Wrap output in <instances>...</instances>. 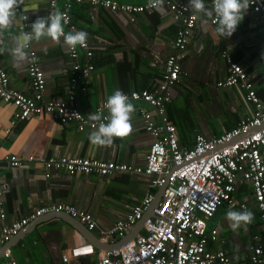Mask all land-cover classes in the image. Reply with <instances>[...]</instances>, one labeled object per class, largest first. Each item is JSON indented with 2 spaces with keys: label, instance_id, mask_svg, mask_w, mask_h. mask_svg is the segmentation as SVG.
Segmentation results:
<instances>
[{
  "label": "crops",
  "instance_id": "0c3cea01",
  "mask_svg": "<svg viewBox=\"0 0 264 264\" xmlns=\"http://www.w3.org/2000/svg\"><path fill=\"white\" fill-rule=\"evenodd\" d=\"M118 1L139 3L148 0ZM184 1L188 4V0ZM204 3L210 9L208 0ZM163 8V12L151 9L136 13L130 20L124 12L114 13L87 2L55 0V12L68 11L70 22L78 31L88 33V41L95 46L94 69L85 76L80 68L86 62L84 52L80 50L77 58L71 57L63 38L59 44L47 37L33 40L30 48L35 50L45 73L43 102L58 98L71 103L70 96L73 95V105L88 120L96 114V107L115 90L129 92L149 88L161 77L164 60L173 52V40L179 28L165 2ZM50 11V0H23L21 12L27 19L22 20L17 14L13 27L5 33V47L11 46L13 36L22 33L21 24L30 32V25L37 18L47 17ZM197 15V25L180 61L179 80L171 87L172 98L166 104V116L177 126L181 146L188 147L193 145L196 133L206 138L218 136L251 113V107L244 101V90L236 86H217V82L228 74L227 57L243 67L264 103V26L259 15L248 8L235 32L227 38L216 33L217 25L211 23L210 17L203 13ZM62 24L65 33L70 32ZM76 64L79 69H74ZM27 68L28 61L17 67L8 51L0 53V69L7 75L5 88L34 97ZM71 78L77 80L73 89ZM129 102L136 109L131 114V133L123 138H113L111 146L101 147L88 139L96 128L78 130L76 121L62 123L56 112L43 111L39 116L13 123L16 106L0 98V174L5 185L2 196L5 217L0 218V234L4 224L24 217L36 208L58 202L87 210L97 225L90 230L66 213H45L3 244L0 264L5 261L4 248H10L17 264H97L101 252L124 245V238L112 237L104 241L100 230L111 227L148 191L157 194L159 188L150 187L147 177L129 172H115L103 177L96 172L46 170L43 161L69 155L143 165L151 137L143 128L140 108L150 109V106ZM10 154L24 159L32 155L34 159H25L22 166L11 167L3 158ZM233 197L238 203L246 204L247 210L254 215L253 222L233 230L226 213L242 209L221 205L207 220V229L218 230L216 240L210 241L208 248L222 249L232 264H240L248 258L253 235L263 234V225L248 183L239 186ZM131 229L127 231L129 235L137 228ZM79 244H92L94 253L64 261L62 255Z\"/></svg>",
  "mask_w": 264,
  "mask_h": 264
},
{
  "label": "built area",
  "instance_id": "2783aa9c",
  "mask_svg": "<svg viewBox=\"0 0 264 264\" xmlns=\"http://www.w3.org/2000/svg\"><path fill=\"white\" fill-rule=\"evenodd\" d=\"M87 2L93 7H105L114 13L124 12L130 20L135 14L154 8L149 7V0L139 3L120 2L118 0H77ZM172 20L179 23L173 40V52L164 60L162 76L145 89L123 92L129 101L143 102L150 106L140 108L143 128L151 137L145 163L136 165L128 162L100 160L88 156L50 157L43 161L46 170L61 169L66 172H96L100 176L109 177L115 172H129L147 177L150 187L164 189L154 207L152 202L156 192L150 190L124 216L115 220L107 229H101L102 239L124 238L139 220L144 219L142 231L123 246L103 251L99 254L97 264H232L229 255L222 249L211 250L208 243L217 238V228L207 229V220L223 204L230 207L239 206L247 210L245 203H238L233 193L248 183L253 191L255 206L259 211L263 225V234L253 235V243L248 247L249 254L240 264H264V103L260 100L253 82L243 67L227 57L228 74L217 82V86H236L244 90V101L251 107V113L242 117L238 123L218 136L206 138L200 133L195 134L192 146H181L175 123L166 116V104L171 100V87L179 80L181 73L180 61L184 57L188 38L197 25V13L188 7L184 0H164ZM210 9L212 0H208ZM249 8L259 15L264 26V0H250ZM55 0H50L51 13H55ZM62 22L69 31H78L70 22L68 11L63 10ZM17 14L22 20L25 13L21 5ZM48 14V15H49ZM212 24L216 18L210 17ZM19 29L28 32L21 24ZM28 74L32 78L34 97L6 89L7 75L0 69V98L16 106L13 123L25 120L30 116H39L43 111L56 112V117L62 123L76 121L78 130L95 129L99 123H106L108 111L105 108L106 98L96 107L99 120H86L82 112L72 103L62 99H51L43 102L45 89V73L42 70L34 49L28 46ZM95 46L87 39L86 46L68 48L71 57L77 58L80 50L84 52L85 65L83 73L87 76L93 69ZM81 68V67H80ZM74 69H79L76 64ZM77 80L71 78V88H75ZM86 82V81H84ZM85 88L84 86L82 87ZM4 161L11 167H20L27 160H33L30 155L25 159L17 155H5ZM3 162V161H2ZM0 162V169H1ZM46 177L49 173L44 174ZM5 185L0 174V218L5 217L2 196ZM151 210V212H150ZM63 212L83 223L88 229L97 227L93 215L85 209L66 202L52 203L33 210L30 214L14 219L1 228L0 248L10 241L30 221L45 213ZM148 213V214H147ZM147 214V215H146ZM94 253L92 244L72 246L62 259L83 257ZM4 264H17L12 257L10 248L3 249Z\"/></svg>",
  "mask_w": 264,
  "mask_h": 264
},
{
  "label": "clouds",
  "instance_id": "9594fccd",
  "mask_svg": "<svg viewBox=\"0 0 264 264\" xmlns=\"http://www.w3.org/2000/svg\"><path fill=\"white\" fill-rule=\"evenodd\" d=\"M22 4L23 0H0V53L8 51L15 66L20 67L29 59L27 48L33 40L39 41L47 37L59 44L63 38V43L71 50H74L77 45L86 46L88 33L79 30L66 34L62 24L64 13L57 11L47 17L37 18L30 25V32H22L19 36H13L11 46L5 47V33L13 27L17 17V8ZM163 4L164 0H149L148 6L157 12H163ZM250 4V0H212V8L208 9L205 7L204 0H188V7L196 13H203L207 17L215 16L217 25L215 31L225 38L235 32ZM23 18L27 19L26 16ZM104 106L108 111L107 122L99 123L88 137L92 144L101 147L111 146L113 138H123L131 133V114L136 110L135 106L129 102L128 96L120 90H115L109 95ZM90 119L99 120L100 116L93 114ZM226 218L231 222L230 227L236 230L242 225L246 227L251 224L254 215L246 209L229 210Z\"/></svg>",
  "mask_w": 264,
  "mask_h": 264
},
{
  "label": "water",
  "instance_id": "95a60500",
  "mask_svg": "<svg viewBox=\"0 0 264 264\" xmlns=\"http://www.w3.org/2000/svg\"><path fill=\"white\" fill-rule=\"evenodd\" d=\"M81 69H83V65L81 66ZM163 189H164V186H162V187L159 188L158 193H157V195H156L154 201L152 202V206L150 207L151 209H152V207H154V206L156 205V203H157V201H158V199H159V197H160V195H161ZM150 212H151V210H150ZM59 213H63V212H59ZM147 214H148V213H147ZM147 214H146V215H147ZM68 216H69L70 218H72L70 215H68ZM72 219H73L76 223L79 222V221H78L77 219H75V218H72ZM144 219H145V218H144ZM144 219L139 220V221L133 226L132 229H134V228H137V229H135V230H133V231H132V229H131L130 231H132V234H130V235H129L128 233L126 234V236L124 237V239H125L124 244H125L128 240H130V239H132L134 236H136V234H138V233L141 232ZM81 225H82L84 228H86L85 225H84L83 223H81ZM76 226H77V225H76ZM89 232H90V231H89ZM131 235H132V236H131Z\"/></svg>",
  "mask_w": 264,
  "mask_h": 264
},
{
  "label": "rangeland",
  "instance_id": "374dc122",
  "mask_svg": "<svg viewBox=\"0 0 264 264\" xmlns=\"http://www.w3.org/2000/svg\"><path fill=\"white\" fill-rule=\"evenodd\" d=\"M209 222L207 221V224H208Z\"/></svg>",
  "mask_w": 264,
  "mask_h": 264
},
{
  "label": "trees",
  "instance_id": "16d2710c",
  "mask_svg": "<svg viewBox=\"0 0 264 264\" xmlns=\"http://www.w3.org/2000/svg\"><path fill=\"white\" fill-rule=\"evenodd\" d=\"M258 94V93H257Z\"/></svg>",
  "mask_w": 264,
  "mask_h": 264
}]
</instances>
